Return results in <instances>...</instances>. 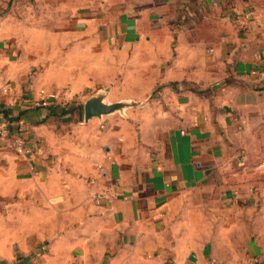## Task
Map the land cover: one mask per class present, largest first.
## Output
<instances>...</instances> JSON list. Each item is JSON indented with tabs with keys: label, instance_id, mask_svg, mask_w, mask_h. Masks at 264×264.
Wrapping results in <instances>:
<instances>
[{
	"label": "crops",
	"instance_id": "obj_1",
	"mask_svg": "<svg viewBox=\"0 0 264 264\" xmlns=\"http://www.w3.org/2000/svg\"><path fill=\"white\" fill-rule=\"evenodd\" d=\"M34 5L0 17V264H264V0Z\"/></svg>",
	"mask_w": 264,
	"mask_h": 264
},
{
	"label": "built area",
	"instance_id": "obj_2",
	"mask_svg": "<svg viewBox=\"0 0 264 264\" xmlns=\"http://www.w3.org/2000/svg\"><path fill=\"white\" fill-rule=\"evenodd\" d=\"M9 87L4 88L3 91L7 92ZM65 97L63 92L61 91H48L45 92L44 90H40V96L33 100L32 104L33 106H43V107H58L62 106L64 104ZM5 104H8V102H5ZM9 135V129L8 125L3 122L0 123V136H7ZM13 145L16 148L18 152H29V148L25 145V141L21 136H15L12 138ZM98 167L101 169V173L103 176L106 175L105 170L102 168V165H98ZM92 199L96 204H100L103 199L109 200V196L105 195L103 193L94 192L92 195Z\"/></svg>",
	"mask_w": 264,
	"mask_h": 264
},
{
	"label": "rangeland",
	"instance_id": "obj_3",
	"mask_svg": "<svg viewBox=\"0 0 264 264\" xmlns=\"http://www.w3.org/2000/svg\"><path fill=\"white\" fill-rule=\"evenodd\" d=\"M36 0H0V17L9 16L11 19L25 20L29 17L30 8L35 7ZM63 108L81 109V99L64 101ZM211 262L206 261L205 264Z\"/></svg>",
	"mask_w": 264,
	"mask_h": 264
},
{
	"label": "water",
	"instance_id": "obj_4",
	"mask_svg": "<svg viewBox=\"0 0 264 264\" xmlns=\"http://www.w3.org/2000/svg\"><path fill=\"white\" fill-rule=\"evenodd\" d=\"M100 110L99 106L97 103L93 101H88L85 104V114L87 117L91 116L92 114L98 112Z\"/></svg>",
	"mask_w": 264,
	"mask_h": 264
},
{
	"label": "trees",
	"instance_id": "obj_5",
	"mask_svg": "<svg viewBox=\"0 0 264 264\" xmlns=\"http://www.w3.org/2000/svg\"><path fill=\"white\" fill-rule=\"evenodd\" d=\"M51 109H58V108H61L60 109V112L59 113H66L70 108H63V107H50Z\"/></svg>",
	"mask_w": 264,
	"mask_h": 264
}]
</instances>
